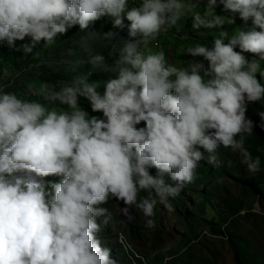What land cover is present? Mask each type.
I'll use <instances>...</instances> for the list:
<instances>
[{
    "label": "clouds",
    "instance_id": "obj_1",
    "mask_svg": "<svg viewBox=\"0 0 264 264\" xmlns=\"http://www.w3.org/2000/svg\"><path fill=\"white\" fill-rule=\"evenodd\" d=\"M220 3L245 23L251 19L253 28L237 31L228 43L229 33L221 31L211 48L188 47L185 52L203 56L209 66L191 61L178 68L163 51L145 50L193 11L185 0H142L131 9L128 0H0V43L24 53L41 41L53 44L76 25L87 30L105 16L115 28L127 27L129 35L118 45V75L106 81L103 95L89 82L91 72L58 90L43 84L34 94L47 103L0 91V264H115L97 239L98 218L105 224L110 219L100 205L110 197L128 206L125 213L135 206L146 227H153L157 203L168 206L169 197L197 178L201 161L215 165L221 146L239 152L248 172L259 171V157L253 159L244 143L254 126L247 104L264 99L257 79V73L264 77V0ZM216 5L209 0L203 15H192L193 29L234 23L215 15ZM113 35L104 33L106 39ZM25 37L30 43L17 48L16 41ZM244 52L258 59L248 60ZM85 64L93 70L109 67L101 54L77 61L75 68ZM79 97L106 119L90 116ZM56 102L70 110L47 107ZM259 115L264 121V112ZM141 121L146 126L137 128ZM166 175L175 185L165 182ZM48 176L62 179L46 182Z\"/></svg>",
    "mask_w": 264,
    "mask_h": 264
},
{
    "label": "rangeland",
    "instance_id": "obj_2",
    "mask_svg": "<svg viewBox=\"0 0 264 264\" xmlns=\"http://www.w3.org/2000/svg\"><path fill=\"white\" fill-rule=\"evenodd\" d=\"M185 2L194 5L193 11L183 15L175 26L161 31L155 40L149 42L146 53L163 51L168 64L178 68H187L191 61L201 62L207 68L209 62L203 56L193 57L185 52L186 49L197 44L211 48L214 37L221 31L229 33L224 41L228 43L237 31L253 28L251 19L245 23L239 13L225 11L223 4L217 0L215 15L231 17L234 23L226 22L216 28L202 27L195 30L192 27V15L195 12L203 15L209 0ZM141 3L142 0H128V8L139 7ZM124 23L130 24L126 16ZM95 27L97 31L92 32ZM106 32H112L113 37L106 39ZM75 38L78 40H73ZM126 39H129L127 27L115 28L111 18L104 20L102 17L90 24L87 30L81 31L79 25H76L65 34L57 36L53 44L46 46L43 43L31 54V61L24 60L27 53L22 50L18 51L6 43H0V91L14 93L22 100L47 103L34 94L43 84L47 83L58 90L63 82L91 72L88 75L89 82H96L99 86L97 91L103 95L106 81L118 75L114 68L115 61L119 58L118 45L122 46ZM64 40L69 41L66 47ZM25 43H30L29 37H25L24 41L17 40L16 47L19 48ZM85 43L87 51L83 46ZM235 50L241 51L238 45ZM13 53L19 64L17 66L12 61ZM96 54L105 57V63L109 65L106 70H93L87 64L75 68L77 61L87 60L89 56ZM242 54L248 60L255 57L250 52ZM26 65L30 67L25 71L23 69ZM261 65L264 67V62ZM261 78L257 73V79ZM2 87L7 88L1 90ZM79 105L90 116L106 119L102 111H92L86 98L79 97ZM47 107L57 111L70 110L68 105L59 102L48 104ZM145 126V122L136 125L137 128ZM217 156L218 162L215 165L207 161L200 162L197 178L191 184H186L178 196L169 197L168 206L157 203L153 227H146V218L139 209L133 210L127 238L131 248L125 251L117 243L119 246L114 248L116 257L110 255L115 263L129 264L139 258L142 264H237L234 247L239 246L245 253L244 264H264V199H260L245 183L247 178L253 179L264 193V166H260L259 171L250 173L242 163L243 156L224 147ZM156 174L157 172L154 175ZM44 179L46 182H59L62 177L48 176ZM165 182L172 185L176 183L167 175ZM145 195L146 193L141 192L139 198ZM100 206L108 209L110 215L106 224L103 223L104 217L98 218L101 228L97 239L103 247L106 240L115 238L117 241L118 228L123 224L115 210L127 206L114 197H110L107 203Z\"/></svg>",
    "mask_w": 264,
    "mask_h": 264
},
{
    "label": "trees",
    "instance_id": "obj_3",
    "mask_svg": "<svg viewBox=\"0 0 264 264\" xmlns=\"http://www.w3.org/2000/svg\"><path fill=\"white\" fill-rule=\"evenodd\" d=\"M107 16L104 17V20H107ZM97 31L96 27L94 29H92V32ZM73 40H78L77 38L73 39ZM64 46H68L69 41L64 40ZM43 43H45L44 41H41L33 50V52L35 50H37V48L42 45ZM32 52V53H33ZM32 53H27L25 55V59L24 60H29L31 61L32 59H29ZM5 54V53H3ZM8 61L9 60H5ZM12 61L14 63V65H19L18 62L15 59V53L12 54ZM22 62H24L22 60ZM27 66V65H26ZM30 67V65H28L27 67H24L23 70H27ZM260 83L262 85H264V77H262L260 80ZM7 88V87H6ZM5 87H2L1 90H5ZM260 112H264V99H261L259 101L256 102H248L247 104V112H246V116L247 118L251 119L253 121V132L251 135L246 136L245 138V143H244V147L245 149H247V151L251 154L252 158L255 159L257 157H259L260 159V166H264V126H261L262 124H264V121L261 120V117L259 115ZM143 121L140 122V124H142ZM214 131V130H213ZM202 151H204L203 149H201ZM223 150V146H221L220 148H218L217 150V155ZM207 155V153H205ZM157 172V170L155 168H149V172H151L153 175L155 174V172ZM246 185L250 186L253 191L259 195L260 199H264V193L262 192L260 186L258 185V183L254 182L253 179H249L247 178L245 180ZM119 246L117 244V241L115 240V238H112L111 240H106L103 248L109 249L110 252H112L110 255H112L114 258L116 257V253H115V247ZM234 251H235V256H236V260H237V264H244V256L245 253L242 252L241 248L239 246H235L234 247ZM115 264H119V263H115ZM129 264H142L141 263V259L137 258L134 259L131 263Z\"/></svg>",
    "mask_w": 264,
    "mask_h": 264
},
{
    "label": "built area",
    "instance_id": "obj_4",
    "mask_svg": "<svg viewBox=\"0 0 264 264\" xmlns=\"http://www.w3.org/2000/svg\"><path fill=\"white\" fill-rule=\"evenodd\" d=\"M125 208L126 207H124L123 209L120 208L119 210L116 209L115 210V214L119 218L120 222L123 224L120 228H118V232H117V243L125 251H127L128 249L131 248L130 245H129V243H128V241H127V238H128V224L131 222L130 214L133 213V210H135L136 207L133 206V207L129 208L127 213H125V211H124ZM121 234H123V236H124V241L123 242H121V240H120V235Z\"/></svg>",
    "mask_w": 264,
    "mask_h": 264
}]
</instances>
